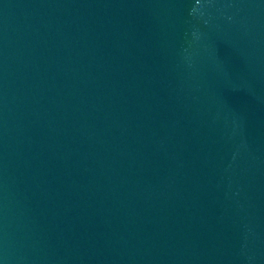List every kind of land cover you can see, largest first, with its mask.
Masks as SVG:
<instances>
[{"label": "water", "instance_id": "1", "mask_svg": "<svg viewBox=\"0 0 264 264\" xmlns=\"http://www.w3.org/2000/svg\"><path fill=\"white\" fill-rule=\"evenodd\" d=\"M0 264H264V0H0Z\"/></svg>", "mask_w": 264, "mask_h": 264}]
</instances>
